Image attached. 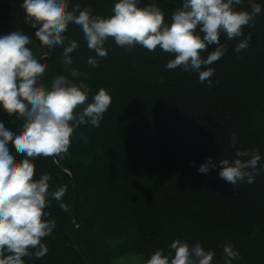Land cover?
Listing matches in <instances>:
<instances>
[{"label":"trees","instance_id":"1","mask_svg":"<svg viewBox=\"0 0 264 264\" xmlns=\"http://www.w3.org/2000/svg\"><path fill=\"white\" fill-rule=\"evenodd\" d=\"M18 1L21 6L23 0ZM116 2L70 0V8L78 4L108 17ZM152 2L164 11L166 23L182 6V0H140V6ZM254 2L262 12L243 29L252 34L250 46L237 54L239 38L228 42L227 53L210 66L215 68L211 87L200 83L196 72L167 70L171 54L139 45L128 50L111 39L107 57L94 68L87 59L96 54L82 30L69 26L66 35L81 45L71 54V67L91 89L89 102L104 88L112 103L99 127L75 130L67 156L34 161L36 178L51 176L50 192L67 186L68 210L50 200L46 211L56 228L43 241L49 251L40 259L25 258L26 264H113L128 255L146 262L158 249L167 253L177 238L214 250L213 264H224L223 247L229 243L240 253L233 264H264V0ZM239 7L250 11L248 0ZM22 13L24 19L15 0H0V36L20 30L31 38L34 54L47 57L41 60L48 66L45 84L57 75L71 79L63 50L42 46ZM0 121L13 131L22 124L2 108ZM237 149L260 152L262 170L254 183L234 187L216 169L198 171L209 157L234 159Z\"/></svg>","mask_w":264,"mask_h":264},{"label":"clouds","instance_id":"2","mask_svg":"<svg viewBox=\"0 0 264 264\" xmlns=\"http://www.w3.org/2000/svg\"><path fill=\"white\" fill-rule=\"evenodd\" d=\"M242 4L243 0H182L171 22L166 23L164 11L155 2L140 6V0H118L113 14L103 17L78 4L70 8V0H23L21 8L33 22L35 37L50 50H63L62 63L71 79L57 75L45 84L48 66L41 60L47 57L34 54L29 47L31 38L20 30L0 36V108L22 121L15 131L0 121V264H26L25 258L40 259L48 253L43 241L54 232L56 220L48 219L46 209L50 200H55L67 211L63 199L68 188L61 185L50 192L51 176L43 173L36 178L34 161L67 156L75 130L81 125L99 127L112 103L104 88L89 102L91 89L80 79V71L71 67V54L81 45L66 35L69 26L82 30L87 48L96 54L87 59L94 68L107 57L105 45L111 39L128 50L139 45L150 52L160 49L171 54L174 58L166 64L167 70L196 72L200 83L207 81L211 87L215 68L210 66L227 53L228 42L239 38L233 48L238 54L253 38L243 29L255 22L262 6L248 0L249 11L240 8ZM210 46H215L211 52ZM237 139L233 133V148ZM261 159L258 150L237 149L234 159L216 162L209 157L198 171L210 174L216 169L220 179L237 187L254 183L262 170ZM168 247L167 253L164 249L154 251L146 264H213L216 256L199 242L190 244L179 238ZM223 254L224 264L240 258L231 243L223 247Z\"/></svg>","mask_w":264,"mask_h":264},{"label":"rangeland","instance_id":"3","mask_svg":"<svg viewBox=\"0 0 264 264\" xmlns=\"http://www.w3.org/2000/svg\"><path fill=\"white\" fill-rule=\"evenodd\" d=\"M113 264H146L145 260H143L142 256L140 255H133V256H121L117 257Z\"/></svg>","mask_w":264,"mask_h":264},{"label":"water","instance_id":"4","mask_svg":"<svg viewBox=\"0 0 264 264\" xmlns=\"http://www.w3.org/2000/svg\"><path fill=\"white\" fill-rule=\"evenodd\" d=\"M15 2H16L17 6H18V8H19V10H20V12H21V17H22V19H24L23 14H22V11H21V6H20V4L17 2V0H15ZM72 190H73V187H71V189H70L68 199H69L70 196H71Z\"/></svg>","mask_w":264,"mask_h":264},{"label":"bare ground","instance_id":"5","mask_svg":"<svg viewBox=\"0 0 264 264\" xmlns=\"http://www.w3.org/2000/svg\"><path fill=\"white\" fill-rule=\"evenodd\" d=\"M17 2L19 3V1L17 0ZM20 4V3H19ZM21 11H22V9H21ZM23 14V13H22ZM24 17V16H23ZM69 200H70V198H69ZM69 208L72 210V208H71V204H70V201H69ZM77 253H78V256H79V258L83 261V258H82V255H81V253L79 252V251H77Z\"/></svg>","mask_w":264,"mask_h":264}]
</instances>
